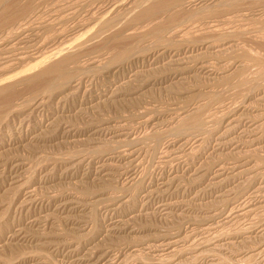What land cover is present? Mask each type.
Masks as SVG:
<instances>
[{
    "label": "rangeland",
    "instance_id": "374dc122",
    "mask_svg": "<svg viewBox=\"0 0 264 264\" xmlns=\"http://www.w3.org/2000/svg\"><path fill=\"white\" fill-rule=\"evenodd\" d=\"M53 1L8 0L7 6L17 19L30 8L47 21L65 19L56 29L66 35L118 6L116 0ZM189 1L138 25L121 23L108 40L79 49L80 63L68 75L25 80L4 93L0 241L18 226L27 229L28 241L0 248V264H77L67 247L93 242L101 252L117 251L126 264H264V255H256L264 247V1L232 7L218 5L224 0ZM119 6L111 15L123 12ZM201 63L215 66L214 74L198 70ZM196 105L204 108L195 112ZM128 152L134 154L119 159ZM105 159L112 165L106 174L97 169ZM234 167L240 168L232 173ZM152 189L158 194L147 200ZM67 198L77 201L70 215L56 206ZM245 202L249 216L219 219L210 235L201 233L215 215L233 214ZM120 217L130 220L126 231L108 234ZM34 218L39 225H31ZM178 234L185 241L175 259L145 250Z\"/></svg>",
    "mask_w": 264,
    "mask_h": 264
},
{
    "label": "bare ground",
    "instance_id": "6f19581e",
    "mask_svg": "<svg viewBox=\"0 0 264 264\" xmlns=\"http://www.w3.org/2000/svg\"><path fill=\"white\" fill-rule=\"evenodd\" d=\"M36 1V0H35ZM43 1V0H42ZM45 1V0H44ZM49 1V0H46ZM53 1V0H52ZM78 1V0H77ZM83 1V0H82ZM96 1V0H95ZM182 1L183 0H120L119 1H115L117 2L116 5L113 8L110 9V12H108V14L102 16L101 18H97L94 19L95 15H93L94 17H89L91 18L90 22H86L87 24H80V26L78 25V28L76 29V27L74 29H76L74 31V33L72 32V34H65L63 33V31L66 30H62L61 32L56 29V26H58L59 22H61L62 20L58 21V24L55 23V19L53 21H47L46 19L49 17H45L42 18V16H38L36 14H32V12L34 11H30L26 10L23 14L20 15V17H22L20 19V17L17 19L16 17L14 18L13 15H11L9 12L11 11V8L9 6H7V4H10L8 2V0H0V99L1 102H4L2 100L4 93H6L7 91L9 92L11 89L16 88V86H18V84H22L24 83L23 81L25 80H34V79H38L39 77H42L43 75H51L53 76V74L57 73L58 75L62 77L64 74H66L69 69H72L75 66L72 65H76L79 64L78 63V58L79 56L76 54L77 52L79 53V49H84L83 47H86L87 45H89L90 43H92L95 40L98 39H107L108 37L105 38L106 34L108 31L116 28L118 29L119 27H121L122 25H126V23H128V25H138L141 22L144 23V21H146L147 19L151 20L153 19L155 16H158L159 14L161 15V13L165 14H170L172 12V10L177 9L179 7L182 6ZM205 0H191L189 1V5H194L196 6V4H198L199 2H202ZM213 1V0H212ZM238 0H224L222 1L220 4L218 5H223L226 7L230 6L232 7L234 4H236ZM264 1V0H263ZM8 2V3H7ZM54 2V1H53ZM101 2V1H100ZM105 2V1H104ZM110 2V1H109ZM108 2V4H109ZM46 3V2H45ZM60 3V2H59ZM80 3V1H79ZM88 3V2H87ZM90 3V2H89ZM94 3V2H93ZM111 3V2H110ZM119 3V4H118ZM259 3V2H258ZM261 3V2H260ZM41 4V3H40ZM82 4V3H81ZM264 4V3H263ZM13 5V4H12ZM28 5V4H27ZM39 5V4H37ZM36 5V6H37ZM49 5V4H48ZM54 5V4H53ZM52 5V6H53ZM69 5V4H68ZM74 5V4H73ZM75 5L77 6V3H75ZM74 5V6H75ZM96 5V4H95ZM99 5V4H98ZM103 5V2H102ZM106 5V3L104 4ZM112 5V4H111ZM114 5V4H113ZM123 7V12H120L118 10V13L116 11V14L113 13V15H111V12H113L114 8H120V6ZM199 5V4H198ZM239 5V4H238ZM51 6V5H50ZM51 6V7H52ZM55 6V5H54ZM53 8H49V9H54ZM57 11L58 6L57 5ZM55 6V7H56ZM70 6V5H69ZM86 6V5H84ZM83 6V7H84ZM88 6V5H87ZM90 6V5H89ZM92 6V5H91ZM108 8L110 7L109 5H107ZM106 6V8H107ZM188 6V5H187ZM27 7V6H26ZM32 7V6H31ZM47 7V6H45ZM62 7V6H61ZM64 7V6H63ZM95 8V6H93ZM100 7V5H99ZM104 7V6H103ZM112 7V6H111ZM213 7V6H212ZM215 7V6H214ZM217 7V6H216ZM264 7V6H262ZM24 8V7H23ZM28 8V7H27ZM26 8V9H27ZM48 8V7H47ZM67 8V5L66 7ZM88 8V7H86ZM102 8V6H101ZM210 8V7H209ZM39 9V7H38ZM43 9V8H42ZM41 9V10H42ZM56 9V8H55ZM64 9V8H63ZM63 9H60V12H63ZM93 9V8H92ZM200 9V8H199ZM264 9V8H263ZM13 10V9H12ZM40 12H43L41 11ZM62 10V11H61ZM101 10V9H100ZM109 10V9H108ZM107 10V11H108ZM19 11L21 12V9H19ZM30 11V12H29ZM46 11V10H45ZM66 11V10H65ZM92 11V10H90ZM96 11V10H95ZM171 11V12H169ZM199 11V10H198ZM238 11V10H237ZM39 12V14H41ZM48 12V11H47ZM51 12V11H50ZM58 12V13H60ZM103 12V11H102ZM12 13V11H11ZM35 13V12H34ZM56 12H53V14H55ZM57 13V14H58ZM65 13V12H64ZM88 13V12H87ZM106 13V11L104 12ZM194 13V12H192ZM199 13V12H198ZM201 13V12H200ZM237 13V12H236ZM13 14V13H12ZM18 14V13H17ZM49 14V13H48ZM57 14H55L57 16ZM63 14V13H62ZM90 14V13H89ZM87 14V15H89ZM94 14V13H93ZM97 14V13H95ZM86 15V16H87ZM197 15V14H196ZM195 15V16H196ZM228 15V14H226ZM238 15V14H237ZM262 15V13H261ZM264 15V14H263ZM262 15V16H263ZM44 16V15H43ZM47 16H50L47 15ZM52 16V15H51ZM91 16V15H89ZM98 16V15H97ZM112 16V18H111ZM192 16V15H191ZM230 16V15H229ZM232 16V15H231ZM58 17V16H57ZM60 17V16H59ZM63 17V16H61ZM66 18V16H64ZM100 17V16H99ZM108 17H110V19H108ZM189 17V16H188ZM197 17V16H196ZM239 17V16H238ZM242 17V16H241ZM53 18V17H51ZM50 18V19H51ZM88 18V17H87ZM93 18V19H92ZM191 18V17H190ZM194 18V17H193ZM226 18V17H225ZM49 19V20H50ZM62 19V18H61ZM67 19V18H66ZM231 19V18H230ZM228 19V20H230ZM52 20V19H51ZM89 20V19H88ZM227 20V21H228ZM235 20V17H234ZM233 20V21H234ZM17 23H16V22ZM57 21V20H56ZM65 21V19L63 20ZM62 21V22H63ZM224 21V20H223ZM219 22V21H218ZM230 22V21H229ZM67 23V20L66 22ZM64 23V24H65ZM122 23V25H121ZM210 23V22H209ZM222 23V22H221ZM264 23V22H263ZM151 24V22H150ZM121 25V26H118ZM153 26V24H152ZM214 26V25H213ZM65 27V26H64ZM63 27V28H64ZM123 27V26H122ZM121 27V28H122ZM155 27V26H154ZM158 27V26H156ZM220 27V26H219ZM144 28V27H142ZM218 28V27H217ZM62 29V28H60ZM66 29V28H65ZM130 30V27L128 28ZM159 29V28H158ZM140 30V29H139ZM163 30V29H162ZM142 32V29L140 30ZM145 31V29H144ZM148 31V29H147ZM146 31V32H147ZM164 31V30H163ZM69 32V31H68ZM128 32V31H127ZM130 32V31H129ZM158 33H160L158 31ZM128 34V33H127ZM129 34H135L133 32H130ZM124 35V33H123ZM127 36V35H126ZM134 36V35H132ZM130 37V36H129ZM142 37V36H141ZM103 39V40H104ZM108 40V39H107ZM228 49V48H227ZM80 50V51H81ZM186 52V51H185ZM190 52V51H188ZM163 54V53H162ZM165 54V53H164ZM176 54V53H175ZM185 54V53H184ZM187 54V53H186ZM189 54V53H188ZM80 55V53H79ZM84 56V55H83ZM127 56V55H126ZM124 58V56H121V58ZM186 57V56H185ZM190 57V56H188ZM193 57V55H192ZM197 57V56H196ZM122 58V59H123ZM194 58V57H193ZM192 59V58H191ZM190 59V60H191ZM119 60V58H118ZM183 60V59H182ZM182 60H180V62H182ZM189 60V59H188ZM188 60H185L186 62ZM195 60V59H194ZM184 61V63H185ZM258 61V60H257ZM130 63V62H129ZM177 62H175L174 64H176ZM192 63V62H191ZM195 63V62H194ZM193 63V64H194ZM173 64V63H172ZM173 64V65H174ZM190 64V63H189ZM192 64V65H193ZM124 65V64H123ZM122 65V66H123ZM127 65V64H126ZM187 65V63H186ZM72 66V68H70ZM229 66V65H228ZM130 67V66H129ZM133 67V65H132ZM195 67V66H194ZM185 68V67H184ZM182 69L181 71H190L192 70L191 67H187L185 69ZM231 68V67H230ZM200 71H206L208 73V75H213L214 71H216L215 66H213L212 64H204L201 63V66L199 67ZM176 71V70H175ZM180 70H178L177 72H179ZM195 71V70H194ZM197 71V69H196ZM221 73V72H220ZM234 73V72H233ZM236 73V72H235ZM176 74V73H175ZM187 74V72H186ZM186 74H181L179 75L177 73L178 76H183ZM205 74V73H204ZM68 75V73H67ZM234 75V74H233ZM55 76V75H54ZM66 76V75H65ZM59 77V76H58ZM68 77V76H67ZM66 77V78H67ZM228 77V76H227ZM43 78V77H42ZM186 78L188 77H182V80H186ZM192 78V77H191ZM199 78V77H198ZM207 78V77H206ZM40 79V78H39ZM68 79V78H67ZM70 79V78H69ZM179 79V80H181ZM228 79V78H227ZM63 80V78H62ZM176 80V79H175ZM240 81V80H239ZM63 82V81H62ZM179 82V81H178ZM66 84V83H65ZM68 84V83H67ZM66 84V85H67ZM177 84V83H176ZM186 84V83H184ZM50 85V84H49ZM48 85V87H49ZM51 86V85H50ZM46 87V86H45ZM46 87V88H48ZM49 89V88H48ZM56 89V88H55ZM64 89V88H63ZM204 89V88H203ZM197 90V89H196ZM56 91V90H55ZM12 92V91H11ZM7 95V94H6ZM207 95V94H206ZM253 95V94H252ZM51 96V95H50ZM197 98V97H196ZM200 99V98H199ZM263 100V99H262ZM198 101V100H197ZM6 102V101H5ZM200 102V101H199ZM210 102V100H209ZM219 102V101H218ZM35 103V102H34ZM211 103V102H210ZM4 104V103H3ZM2 103L0 105H3ZM203 105V104H202ZM245 105V104H244ZM41 106V105H39ZM201 106V105H200ZM197 106L193 109L194 111L199 110L200 108H204L203 106L200 107ZM261 106V105H260ZM251 107V106H250ZM36 109V108H35ZM201 110V109H200ZM195 111V112H196ZM232 111V110H231ZM199 112V111H197ZM226 113V112H225ZM235 113V112H234ZM201 114V112H200ZM148 115V114H147ZM181 115V114H180ZM195 115V113H194ZM199 115V114H198ZM202 115V114H201ZM230 115H232L230 113ZM191 116V114L189 115ZM211 116V115H210ZM209 116V117H210ZM180 117V116H179ZM213 117V116H212ZM242 117V116H241ZM246 117V116H245ZM189 118V117H188ZM217 118V117H216ZM256 118V117H255ZM186 119V118H185ZM199 119V118H198ZM211 119V118H210ZM235 119V118H234ZM233 119V120H234ZM257 119V118H256ZM182 121V120H181ZM195 121V119H194ZM172 122V121H171ZM193 122V121H192ZM198 123V121H197ZM2 125V124H1ZM221 125V124H220ZM203 127V126H202ZM236 128V127H234ZM260 128V125H259ZM154 129V128H153ZM189 129V128H188ZM194 129V128H193ZM200 129V128H198ZM237 129V128H236ZM231 130V129H230ZM254 132L258 131V128H253ZM250 131V132H253ZM260 130V129H259ZM100 131V130H99ZM194 131V130H193ZM201 132V131H200ZM231 132V131H230ZM253 132V133H254ZM157 133V132H156ZM188 133V132H187ZM195 133V132H193ZM192 133V134H193ZM203 133V132H202ZM205 133V132H204ZM197 134V132H196ZM251 134V133H250ZM257 134V133H255ZM159 135V134H158ZM99 136V135H98ZM200 137V136H199ZM193 138V137H192ZM195 139V138H194ZM193 139V140H194ZM192 140V139H191ZM201 140V139H200ZM259 140V139H256ZM255 140V141H256ZM190 140H188L189 143ZM195 141V140H194ZM187 142V141H186ZM198 142V139H197ZM257 142V141H256ZM185 143V142H184ZM195 144V143H194ZM157 146V145H156ZM222 146V145H221ZM258 148V147H257ZM184 149V148H183ZM262 149V148H261ZM182 150V149H181ZM129 151V150H128ZM126 152V151H125ZM124 152V153H125ZM181 152V151H180ZM123 153V152H122ZM129 153V152H128ZM177 153V152H176ZM107 154V153H106ZM118 154V153H117ZM134 154L133 153H129L127 155L124 156V154L122 156L119 157L120 160L122 159H126V156H128L127 159H129L131 157V155ZM109 159V158H108ZM100 160L98 162V170L100 173H105L110 171V166L112 168V165H108L107 162L109 160ZM126 159V160H127ZM253 159V158H252ZM132 162V161H131ZM235 162V161H234ZM248 162V161H247ZM263 162V161H262ZM109 163V162H108ZM135 163V161H134ZM127 164V163H126ZM131 165V164H130ZM237 165V164H236ZM239 166V165H238ZM243 166V165H242ZM1 167V166H0ZM114 167V166H113ZM137 167V166H136ZM126 168V167H125ZM240 167H234L233 169H231L230 171L232 173H235ZM259 168V167H258ZM122 169V168H121ZM133 169V168H132ZM230 169V168H229ZM117 170V169H116ZM225 169L223 167H219V169L217 170V177H223L224 176V171ZM112 171V170H111ZM133 171V170H132ZM128 172V171H127ZM243 172V171H242ZM246 172V171H245ZM255 172V171H254ZM264 172V171H263ZM16 173H18V171H16ZM132 173V172H131ZM97 174V173H96ZM112 174V173H110ZM108 175V174H107ZM122 175V174H121ZM128 175V174H127ZM134 175V174H133ZM226 175V174H225ZM237 174H235L236 176ZM102 176V175H101ZM105 176V175H104ZM110 176V175H109ZM124 176V175H123ZM178 176V175H177ZM96 177V176H95ZM126 177V176H125ZM130 177V176H129ZM128 177V178H129ZM134 177V176H133ZM255 177V176H254ZM175 179V177H173ZM172 178V179H173ZM233 179V178H232ZM257 179V178H256ZM126 180V179H125ZM129 180V179H128ZM229 180V179H228ZM107 181V180H105ZM113 181V180H112ZM119 181V180H118ZM170 181V180H169ZM254 181V180H253ZM27 183V182H26ZM169 183V182H168ZM164 185V184H163ZM162 185V186H163ZM166 185V184H165ZM168 185V184H167ZM161 186V185H160ZM167 187V186H166ZM29 192V191H28ZM33 193V192H32ZM35 193V191H34ZM28 194V193H26ZM31 194V191H30ZM145 196L148 198H156V194H158L157 192H155L153 189L150 191H146L145 192ZM34 195V194H33ZM161 195V194H160ZM242 196V195H241ZM33 197V196H32ZM29 199H31L30 195H29ZM238 199V198H237ZM27 200V199H26ZM25 200V201H26ZM106 200V199H105ZM246 200V199H245ZM23 201V200H22ZM24 201V202H25ZM32 202V200H30ZM29 201V202H30ZM34 201V200H33ZM99 201V200H98ZM250 201V200H249ZM29 202H26V204ZM75 202V201H73ZM72 201H70V198L68 199H62L57 201V208H59V211H61V213L63 212L64 214L70 215L73 212L76 211L77 207L74 206V203ZM77 202V201H76ZM75 202V203H76ZM163 202V201H162ZM34 204V202H32ZM31 203V204H32ZM254 203V202H253ZM22 204V202H21ZM32 204V205H33ZM163 204V203H162ZM235 204V203H234ZM249 204V202H248ZM25 205V204H24ZM80 205V204H79ZM173 205V204H172ZM241 205V204H240ZM247 202H245L243 205L241 206H237L238 210L236 209V212L233 214H227V213H223L221 212V214H217L215 215L212 220H211V224L207 225V227H204L201 229V233L202 234H209L210 232H212L215 228V225L220 224L219 222L217 223V220H222L221 222L224 221H228L230 222L231 220H234V216L235 218H241V217H247L249 216L250 213L253 212V210L251 208H248L247 206ZM26 206V205H25ZM163 207L166 208V210L170 209L171 205L167 204V202L164 203V205H162ZM161 206V207H162ZM22 207V206H21ZM246 207L248 209H246ZM236 208V207H235ZM234 208H232L233 210ZM231 210V211H232ZM234 211V210H233ZM37 216V215H36ZM45 216V215H44ZM41 217V216H39ZM49 217V216H47ZM43 218V217H42ZM71 218V217H70ZM47 219V218H45ZM51 219V218H50ZM118 219V218H117ZM210 219V218H209ZM48 220V219H47ZM46 220V221H47ZM113 220V219H112ZM128 220V219H127ZM45 221V220H44ZM130 221V220H129ZM128 221V223H129ZM40 219H35L32 220L31 225L32 226H36L39 225ZM42 222V221H41ZM128 223L126 220H124V218L120 217L118 221L109 224L108 229L106 232H108V234H112V235H119L121 234L124 230L126 231V229L128 228ZM214 223V224H213ZM28 224V223H27ZM73 224V223H72ZM220 228V226H219ZM25 228H23L22 226H18L17 228H15L13 231H11V235L8 236V238L1 240L0 241V248H5L7 245L11 246L12 242L15 241H28L27 237H26V232ZM134 231V230H133ZM253 231V230H252ZM62 232V231H61ZM195 232V231H194ZM263 232V231H262ZM130 233V232H129ZM107 234V233H106ZM170 234V233H169ZM237 234V233H236ZM181 235V234H180ZM194 235V233L192 234ZM106 236V235H105ZM160 236V235H159ZM173 237H163L160 238L159 240H157L156 242L158 243L157 245H146L145 250L152 252L154 250V252L160 253V256H168L171 257V259H175L177 258V256L180 254L181 250H179L180 247V243H182L183 241H185L184 239L181 240L178 236L172 235ZM177 237V238H174ZM57 237V236H56ZM116 237V236H115ZM185 237V236H184ZM193 237V236H192ZM216 237V236H215ZM231 237V236H229ZM234 237V236H233ZM59 238V237H58ZM118 239V238H117ZM189 240V237L187 238ZM186 239V240H187ZM190 239L191 236H190ZM194 239V238H193ZM34 240V239H33ZM104 240V239H103ZM106 241V240H105ZM96 242V241H95ZM192 242V241H191ZM209 242V241H208ZM11 243V244H9ZM47 243V242H46ZM103 243V242H102ZM187 243V242H186ZM18 244V243H17ZM16 244V246H17ZM49 244H51L49 242ZM56 244V243H55ZM74 244V243H73ZM185 244V243H184ZM203 243L200 242L199 245H203ZM234 244V243H233ZM48 245V243H47ZM53 245V244H52ZM59 245V244H57ZM72 245V244H71ZM94 242L87 245L84 249H78V248H73L72 246L69 245V247H67L69 254L71 256V260H74L75 263L77 264H126V262L124 261L123 256H121L119 253H114L113 249L112 250H108L106 252H101L100 250H97L95 248ZM209 245V244H208ZM225 245V244H224ZM263 246V245H262ZM54 247V246H52ZM81 247V246H80ZM79 247V248H80ZM219 247V246H218ZM217 247V248H218ZM44 248V247H43ZM60 248V247H59ZM181 248V247H180ZM183 248V247H182ZM181 248V249H182ZM260 248V247H259ZM41 249V248H40ZM46 249V248H45ZM58 249V248H57ZM107 249V248H106ZM110 249V248H109ZM65 250V247H64ZM144 250V251H145ZM104 251V250H103ZM185 251V250H184ZM256 251V250H255ZM67 252V251H66ZM117 252V251H115ZM133 252H139V250L135 249L133 250ZM141 253V252H140ZM67 254V253H66ZM137 254V253H136ZM183 254V253H182ZM257 256H263L264 255V247L260 248L258 253L256 254ZM69 256V257H70ZM138 256V255H136ZM125 257V256H124ZM259 258V257H257ZM159 259V258H158ZM222 259V258H221ZM20 260V259H19ZM26 260V259H25ZM150 260V259H149ZM162 259H160L161 261ZM250 260V259H249ZM224 262V261H223ZM142 263V262H141ZM181 263V262H180ZM153 264V263H151ZM157 264V263H156ZM217 264V263H216Z\"/></svg>",
    "mask_w": 264,
    "mask_h": 264
}]
</instances>
